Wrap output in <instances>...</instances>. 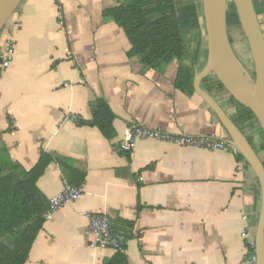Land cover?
<instances>
[{
    "label": "crops",
    "instance_id": "1",
    "mask_svg": "<svg viewBox=\"0 0 264 264\" xmlns=\"http://www.w3.org/2000/svg\"><path fill=\"white\" fill-rule=\"evenodd\" d=\"M120 1L21 0L0 27V64L10 58L0 73V150L23 169L42 152L55 157L37 182L48 200L66 177L59 157L84 174L83 195L46 220L25 264H103L115 250L90 243L81 215L96 211L111 216L131 264H238L260 213L249 164L230 148L154 139L118 149L135 124L229 139L196 92L176 87L178 60L157 70L129 56L123 28L103 13ZM204 62L203 51L196 71ZM98 98L115 114L111 139L90 124Z\"/></svg>",
    "mask_w": 264,
    "mask_h": 264
},
{
    "label": "trees",
    "instance_id": "2",
    "mask_svg": "<svg viewBox=\"0 0 264 264\" xmlns=\"http://www.w3.org/2000/svg\"><path fill=\"white\" fill-rule=\"evenodd\" d=\"M254 2L261 20L264 0ZM103 13L123 28L131 43L129 56H138L146 67L157 70L178 60L180 66L176 87L189 95L195 93L196 67L203 51L207 59L202 0H121L116 5L105 7ZM227 24L235 49V41L244 42L246 38L231 0ZM202 86L218 102L225 101L222 106L246 135L264 164V134L250 107L232 95L215 74L207 76ZM114 119L115 114L104 98H98L92 104L90 124L98 127L108 139L115 136ZM237 159L248 165L241 153L237 154ZM54 160L53 155L42 152L33 167L23 169L12 161L6 148L0 150V264H25L29 259L32 245L43 229L45 213L49 209V200L37 182ZM57 160L67 179L74 185H82L84 174L66 159L59 157ZM257 197L260 199V189ZM103 264L131 263L126 252L115 250Z\"/></svg>",
    "mask_w": 264,
    "mask_h": 264
},
{
    "label": "water",
    "instance_id": "3",
    "mask_svg": "<svg viewBox=\"0 0 264 264\" xmlns=\"http://www.w3.org/2000/svg\"><path fill=\"white\" fill-rule=\"evenodd\" d=\"M21 0H0V27ZM248 44L252 71L231 44L227 13L230 0H202L207 42L205 65L194 78L195 92L208 104L226 128L229 139L253 169L260 186V213L256 227L257 264H264V164L240 127L223 106L202 86L210 74L224 84L232 95L245 102L255 114L264 134V29L254 0H231Z\"/></svg>",
    "mask_w": 264,
    "mask_h": 264
},
{
    "label": "built area",
    "instance_id": "4",
    "mask_svg": "<svg viewBox=\"0 0 264 264\" xmlns=\"http://www.w3.org/2000/svg\"><path fill=\"white\" fill-rule=\"evenodd\" d=\"M68 54L70 55L71 53L68 51ZM9 63L10 58H7L0 64V73L9 66ZM68 119L77 122L79 117L77 114H71ZM141 139L171 142L178 146L196 149L225 150L230 148L236 154L239 153L237 147L228 140L202 135H177L140 124L132 125L127 129L124 139L118 145V149L121 152H131L136 148L137 142ZM241 162L244 163L242 160ZM82 195V185H74L66 177H63L62 188L49 200V209L45 213V219H52L55 211L80 199ZM81 215L88 219L86 235L94 247L111 248L126 252V247L119 233L114 228V223L109 213L106 211L81 212ZM238 264H257L255 235H251L246 241L245 255Z\"/></svg>",
    "mask_w": 264,
    "mask_h": 264
},
{
    "label": "rangeland",
    "instance_id": "5",
    "mask_svg": "<svg viewBox=\"0 0 264 264\" xmlns=\"http://www.w3.org/2000/svg\"><path fill=\"white\" fill-rule=\"evenodd\" d=\"M204 32H205V30H204ZM234 46L238 52L240 59L246 64V66L249 69H252L253 65H252L251 56H250V53L248 50L247 42L246 41L242 42V41L237 40V41H235ZM230 111H232V110L230 109Z\"/></svg>",
    "mask_w": 264,
    "mask_h": 264
},
{
    "label": "flooded vegetation",
    "instance_id": "6",
    "mask_svg": "<svg viewBox=\"0 0 264 264\" xmlns=\"http://www.w3.org/2000/svg\"><path fill=\"white\" fill-rule=\"evenodd\" d=\"M236 52V51H235ZM239 56V55H238Z\"/></svg>",
    "mask_w": 264,
    "mask_h": 264
}]
</instances>
